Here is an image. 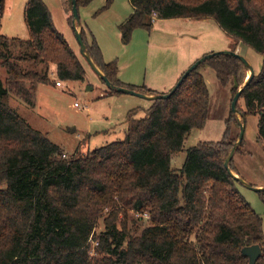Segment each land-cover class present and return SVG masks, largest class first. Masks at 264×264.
Wrapping results in <instances>:
<instances>
[{
	"label": "trees",
	"instance_id": "trees-1",
	"mask_svg": "<svg viewBox=\"0 0 264 264\" xmlns=\"http://www.w3.org/2000/svg\"><path fill=\"white\" fill-rule=\"evenodd\" d=\"M93 1L76 0L78 10ZM129 1L133 12L118 27L125 45L137 30L151 31L156 20L213 19L232 39L231 51L243 44L262 56V68L243 89L237 109L243 119L258 116L264 142V0ZM62 3L74 29L72 0ZM112 3L106 0L98 13ZM24 17L29 39L0 35V63L7 74L5 83L0 80V264H249L243 249L255 245L262 250L256 264H264L263 218L224 166L236 143L228 139L234 115L220 142H200L187 150L182 169L172 167L191 130L202 129L209 116L200 68L214 69L222 86H232L234 98L249 72L244 63L213 57L170 98L153 100L143 118L131 110L124 139L66 157L48 133L11 107V93L31 104L30 93L15 87L19 83L52 84V65L60 81H82L84 69L43 0H28ZM88 34L82 26L92 60L113 85L158 94L122 82L117 62H105ZM230 167L237 174L233 160ZM258 193L264 202V191ZM100 218L104 230L97 236ZM91 238L96 258L90 255Z\"/></svg>",
	"mask_w": 264,
	"mask_h": 264
},
{
	"label": "rangeland",
	"instance_id": "rangeland-1",
	"mask_svg": "<svg viewBox=\"0 0 264 264\" xmlns=\"http://www.w3.org/2000/svg\"><path fill=\"white\" fill-rule=\"evenodd\" d=\"M43 1L51 12L55 28L64 36L82 64L84 79L60 81L56 66L52 65V84L33 88L29 81L19 83L15 87L22 86L28 91L32 103H26L21 96L12 92L11 107L35 129L48 133L49 139L60 147L66 157L77 152L88 153L124 139L128 113L137 110V118H143L153 101L134 95H110L109 88L82 55L62 0ZM27 2L28 0H3L0 35L29 39L24 17ZM105 4L106 0H94L89 6L80 8L81 25L95 37L104 61L117 62L119 78L123 82L127 79V84L145 85L155 91H165V84L171 82L179 67V72L185 73L204 56L232 49V39L213 19L156 20L151 31L137 30L131 42L125 45L118 27L132 14L131 3L129 0H113L109 9L98 13ZM236 52L247 60L255 73L261 70L263 59L257 51L240 44ZM38 69H42V66ZM200 73L204 76L209 90V116L202 129L191 130L185 141V150L173 157L172 167L177 171L182 169L187 150L200 142H220L224 138L227 121L231 114L234 115L228 139L237 142L243 129V142L234 154L233 165L245 184L238 182L237 188L262 216L264 226V202L253 189L264 188V142L258 137V116L249 115L243 119L242 113L233 114L232 86H222L214 69L209 65H203ZM248 75L249 72H246V79ZM6 79L7 74L0 63V80L5 83ZM57 82L61 85L57 86ZM76 103L79 107L75 106ZM240 105L244 107L243 100ZM131 217L135 219L138 214L133 212ZM148 225L145 222L142 227ZM103 230V218H100L95 229L96 235ZM96 247L97 242L91 238V258L97 257Z\"/></svg>",
	"mask_w": 264,
	"mask_h": 264
},
{
	"label": "water",
	"instance_id": "water-1",
	"mask_svg": "<svg viewBox=\"0 0 264 264\" xmlns=\"http://www.w3.org/2000/svg\"><path fill=\"white\" fill-rule=\"evenodd\" d=\"M2 3H3V0H0V17H1V12H2ZM72 5H73L72 13H73V16H74V21H73L74 30H75L76 38H77L78 43H79L80 48H81V53L86 58V60L89 62L91 67L94 69V71L98 74V76L103 80V82L106 84V86L109 88V90L116 91V92H118L120 94H124V95L138 96L140 98L147 99V100H150V101L158 100V99H168L176 92V90L180 87V85L183 83V81L194 70H196L200 65H202L206 61L212 59L215 56L227 55V56H232V57H235V58H238L239 60H241L244 63V65L248 68V71H249L248 78L246 79L245 83L238 88V91L235 94V96L233 98V101H232V113L233 114H239V111L237 109V104H238V101L240 99L241 93H242L243 89L251 82V80L255 76V71L253 70V68L249 65L247 60L243 56H241L239 53L231 51V50H228V51L216 52V53H212V54H208V55L204 56L203 58L198 60L196 63H194L182 75L181 79L178 81L176 86L167 94L146 95V94H142V93H139L137 91H134V90H130L128 88L116 87L115 85H113L109 81V79L102 73V71L96 66V64L92 60V58H91V56H90V54H89V52L87 50L86 44H85V42L83 40L81 19H80L79 10H78V7H77L76 0H72ZM240 125H241V127H244L242 123H240ZM242 141H243V129H242V133L239 136L237 142L234 144V147L231 150L229 156L225 159L224 166H225L226 170L229 172V174L232 175L239 183L245 184L244 180L241 179L237 174H235L231 170V167H230L231 162H232L233 157H234V154L237 151L239 145L242 144ZM253 189L256 190L257 192L258 191H264V188H262V189L253 188ZM243 254L249 258V264H256L258 262V260L262 256V250H261V248L258 245H255V246L244 248L243 249Z\"/></svg>",
	"mask_w": 264,
	"mask_h": 264
},
{
	"label": "crops",
	"instance_id": "crops-1",
	"mask_svg": "<svg viewBox=\"0 0 264 264\" xmlns=\"http://www.w3.org/2000/svg\"><path fill=\"white\" fill-rule=\"evenodd\" d=\"M89 35V34H88ZM91 41V40H90ZM181 68L179 67V70H180ZM179 70H177L176 71V75H174V77H173V79L171 80V82L170 81H168L166 84H165V91H155V89H152V88H149V89H151V90H153L154 92H160V93H168L170 90H171V88L176 84V82H177V80H179V78L181 77V75L184 73V71L181 73V72H179ZM181 73V74H180ZM179 74H180V76H179ZM179 76V77H178ZM176 78V79H175ZM123 82V81H122ZM127 82H129L127 79H125L124 80V83L125 84H127ZM129 84V83H128ZM131 85V84H130ZM153 87V86H152ZM153 88H155V87H153ZM166 88H168V89H166ZM159 94V93H158ZM236 171V170H235ZM237 172V171H236ZM236 174V173H235ZM261 186V185H260Z\"/></svg>",
	"mask_w": 264,
	"mask_h": 264
},
{
	"label": "built area",
	"instance_id": "built-area-1",
	"mask_svg": "<svg viewBox=\"0 0 264 264\" xmlns=\"http://www.w3.org/2000/svg\"><path fill=\"white\" fill-rule=\"evenodd\" d=\"M60 85H61V83H60V82H57V86H60ZM75 106H76V107H79V104L76 103Z\"/></svg>",
	"mask_w": 264,
	"mask_h": 264
}]
</instances>
